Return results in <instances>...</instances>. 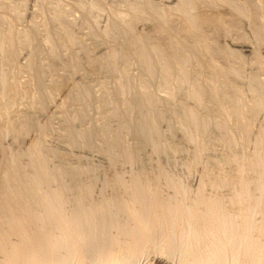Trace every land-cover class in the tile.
Here are the masks:
<instances>
[{"label":"rangeland","instance_id":"374dc122","mask_svg":"<svg viewBox=\"0 0 264 264\" xmlns=\"http://www.w3.org/2000/svg\"><path fill=\"white\" fill-rule=\"evenodd\" d=\"M230 2L188 0L191 22L176 0H0V158L30 175L39 148L73 201L121 197L135 176L164 195L169 178L254 191L264 0Z\"/></svg>","mask_w":264,"mask_h":264},{"label":"bare ground","instance_id":"6f19581e","mask_svg":"<svg viewBox=\"0 0 264 264\" xmlns=\"http://www.w3.org/2000/svg\"><path fill=\"white\" fill-rule=\"evenodd\" d=\"M176 1L193 22L188 0ZM33 150L30 175L16 157L0 158V264H264V172L254 191L236 181L228 199L171 178L164 195L159 181L135 176L121 197L73 201Z\"/></svg>","mask_w":264,"mask_h":264}]
</instances>
